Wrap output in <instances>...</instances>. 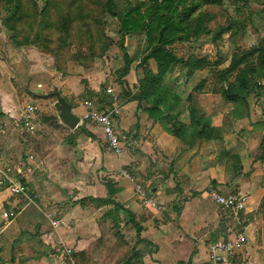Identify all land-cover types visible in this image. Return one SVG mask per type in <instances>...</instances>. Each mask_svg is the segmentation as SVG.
Masks as SVG:
<instances>
[{
  "label": "crops",
  "instance_id": "obj_1",
  "mask_svg": "<svg viewBox=\"0 0 264 264\" xmlns=\"http://www.w3.org/2000/svg\"><path fill=\"white\" fill-rule=\"evenodd\" d=\"M1 52L0 172L15 175L28 168L31 172L22 179L23 196L0 188V264H70L53 254L54 244L64 245L72 254L88 252L103 228H113L114 206L102 202L109 191L113 202L130 211L143 228L140 239L147 243L136 247L141 264H207L209 246L237 233L246 237V245L235 254V263L264 264V216L259 213L264 208L260 148L264 95L252 96L237 118L233 105L224 103L214 88H205L207 83L199 90L178 93L181 78L183 87L186 78L173 72L165 85L180 104L168 118L178 115L176 120L188 127L192 112L208 119L214 130L209 140L195 139L188 145L168 134L161 120L152 118L137 101L124 97L135 93L132 70L119 84L97 62L87 70L63 74L49 67L35 49L5 45ZM106 89L117 95L120 105L113 118L120 156L107 149L97 123L81 121L88 111L85 101L98 110L111 107L108 94L102 101ZM54 94L78 117L74 129L59 121ZM29 104L36 107L41 127L34 136L14 126ZM121 171L129 179L121 177ZM135 185L145 189L160 209L140 205ZM235 191L248 197L237 216L211 198ZM8 211L16 214L14 219L2 218ZM46 212L65 224L53 229ZM119 217L123 220L119 229L128 230L135 244L125 213L119 212Z\"/></svg>",
  "mask_w": 264,
  "mask_h": 264
},
{
  "label": "trees",
  "instance_id": "obj_2",
  "mask_svg": "<svg viewBox=\"0 0 264 264\" xmlns=\"http://www.w3.org/2000/svg\"><path fill=\"white\" fill-rule=\"evenodd\" d=\"M37 2L40 7L35 5L34 0H0V4L6 6L9 14L7 23L10 21L20 25L25 23L33 32L32 36L24 34L25 38L31 37V45L45 42L51 46L52 43L47 41L48 38L56 37V44L65 48L67 40L83 34L86 40L79 45L86 48V53L85 55L78 53V59H83L86 54H90V58L100 57L108 50L111 41L105 38L96 26H91V23L97 22L93 16L95 11H98L102 17L116 20V32L122 40L126 36H143L146 44L145 57L142 59L137 56L131 57L123 50V65L116 71V80L121 84L132 67L141 68V77L134 87V95L130 96L129 92L130 94H125L124 97L137 101L139 106L144 105L143 108L152 118L161 120L168 134L183 143L190 145L195 139H210L214 130L210 127L208 119L190 112V123L186 127L176 120L178 115H175L176 119L168 118V114L175 111L180 104V99L166 89V77L171 75L180 63L182 64L171 50V45L212 35L207 26L212 18L203 11L204 8L221 6L224 3L239 6L247 3L248 0H146L131 5L121 12L118 11V0H38ZM261 13L264 15V11ZM8 29L13 31V26ZM227 30L229 28L220 27L211 37L212 40L217 41ZM58 50L63 49L56 48L52 52L58 56ZM135 62L138 65L135 66ZM150 62L155 66V73L149 67ZM183 63L186 69L185 77H191L194 71L203 68L202 63L204 67L212 68L215 78L214 90L224 103L233 105V114L237 118L243 116V109H247L250 97L259 98L264 95V37L250 49L234 52L228 65L223 69H217L218 64H208L203 59ZM204 83L205 81H201L196 89L199 90ZM102 92L105 93V90ZM104 96L106 98L102 101H107L109 96L106 93ZM260 148L263 157V143ZM112 196V192L109 191L108 197L102 202L114 206L110 217L114 222L113 228L120 230L118 226L123 220L120 219L119 212H123L126 215V224L132 226L137 240L124 260L116 264H141L136 247L138 243H147L140 239L143 228L135 222V217L130 211H122V207L113 202ZM262 207L264 204L261 205ZM88 256V252L73 253L70 258L73 264H87Z\"/></svg>",
  "mask_w": 264,
  "mask_h": 264
},
{
  "label": "rangeland",
  "instance_id": "obj_3",
  "mask_svg": "<svg viewBox=\"0 0 264 264\" xmlns=\"http://www.w3.org/2000/svg\"><path fill=\"white\" fill-rule=\"evenodd\" d=\"M38 0H34L35 5L39 6ZM146 0H118V11H124L131 5L138 2H144ZM40 7V6H39ZM206 14H209L212 20L207 24L211 30L212 35L203 36L198 39H192L189 42L174 43L171 45V50L177 57L180 63L175 69L174 74H178L180 78L185 75L186 69L183 62H189L193 60L203 59L208 64H218L217 69L225 68L231 55L234 52H241L250 49L253 45H256L264 37V15L261 13L264 11V0H248L245 4L239 6H233L228 3H224L221 6L206 7L203 9ZM8 13L6 6L0 4V52L5 45H12L15 49L18 48H32L35 49L42 56L49 61V67L61 73H70L75 71L87 70L86 67H92L94 63H98V67L104 70V74L116 78V71L123 65V52L125 51L131 57H145V39L143 36H126L124 40L117 34V23L115 19L109 17H102L98 11L93 13L95 21L91 23V26L101 31V34L105 38L111 41L108 50L100 57L90 58V54H86L83 59H78V53L85 55L86 48L80 47L79 43L86 40L85 35H81L77 38L67 40L65 48L56 44V37H49L47 41L52 45L48 46L47 43L37 42L36 45H31V37L25 38L24 34L32 36V31L28 29V26L24 23L22 25L13 23L12 21L7 23ZM8 24V26H7ZM13 26V31L8 28ZM223 28H229L217 41L212 40V36L216 34V31ZM36 27H33L35 29ZM83 38V39H81ZM43 48H41L40 46ZM37 46L40 48H37ZM44 46V47H43ZM48 47L49 49H47ZM56 48L59 55L56 56L52 51ZM45 50V51H43ZM124 50V51H123ZM2 53V52H1ZM134 65H138L137 62ZM150 69L155 73V66L153 62H150ZM202 67L199 70L193 72L191 77H185V87L178 86V93L184 90L186 93L193 90L201 81L207 83L208 90H213L215 85V78L212 73V68ZM130 79L135 83L141 77V68L131 69ZM180 70V71H179ZM181 71L183 73H181ZM71 74V73H70ZM165 83V82H164ZM166 84H168L166 82ZM134 85V87H135ZM182 86V87H181ZM252 98V97H250ZM264 104V102H262ZM34 105V104H33ZM144 106V105H143ZM264 111V108H262ZM259 213L264 216V208ZM134 244L132 237H129L128 230H117L112 227H105L101 231L100 239L93 245L88 251L87 264H116L128 255Z\"/></svg>",
  "mask_w": 264,
  "mask_h": 264
},
{
  "label": "built area",
  "instance_id": "obj_4",
  "mask_svg": "<svg viewBox=\"0 0 264 264\" xmlns=\"http://www.w3.org/2000/svg\"><path fill=\"white\" fill-rule=\"evenodd\" d=\"M112 99L111 107L104 110H98L89 101L84 102V106L88 111L82 116L81 121L83 122H94L97 123L103 133L105 144L107 149L116 156H120L122 153L119 136L114 129L113 118L119 114L120 105L118 103V97L115 95L111 89L105 90ZM14 126L26 133L29 136H34L40 131V123L37 119L36 107L33 104H29L24 107L21 111L19 117L14 120ZM7 128V125L4 126ZM31 158V157H30ZM261 168L264 171V158L261 163ZM31 172L28 168L24 173L22 171H16L15 175H10L5 171L0 172V188L9 190L14 195H24V185L22 184V179ZM121 177L129 179L125 171L119 172ZM134 196L140 205L144 207H150L154 209H160L159 203L154 199L150 198L140 185L134 186ZM212 200L216 205L222 209L229 211L231 215L237 216L241 211L244 210L248 197L239 191H235L228 195H217L211 194ZM30 201V200H29ZM16 214L12 211L2 213V218L4 220L14 219ZM45 218L48 220L49 224L53 229L63 226L65 220L54 219L53 214L46 212ZM246 245V237L237 233L233 236L231 240L218 241L212 243L209 248V262L207 264H236L234 261L235 254L240 251ZM52 252L57 256H64L68 259L69 263L71 261V249L65 247L62 244H54Z\"/></svg>",
  "mask_w": 264,
  "mask_h": 264
},
{
  "label": "water",
  "instance_id": "obj_5",
  "mask_svg": "<svg viewBox=\"0 0 264 264\" xmlns=\"http://www.w3.org/2000/svg\"><path fill=\"white\" fill-rule=\"evenodd\" d=\"M56 101L53 105L54 109L57 111V116L59 121L69 129H74L79 123L78 117H76L71 112V107L57 94L53 95Z\"/></svg>",
  "mask_w": 264,
  "mask_h": 264
}]
</instances>
